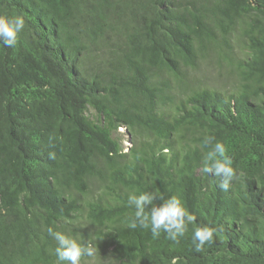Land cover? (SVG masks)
Instances as JSON below:
<instances>
[{"label": "trees", "instance_id": "16d2710c", "mask_svg": "<svg viewBox=\"0 0 264 264\" xmlns=\"http://www.w3.org/2000/svg\"><path fill=\"white\" fill-rule=\"evenodd\" d=\"M0 15L25 19L0 44V264H59L49 228L97 248L82 264H264V0H0ZM202 59L231 80H189ZM206 136L233 160L228 190L202 171ZM132 191L179 196L214 242L128 228Z\"/></svg>", "mask_w": 264, "mask_h": 264}, {"label": "clouds", "instance_id": "9594fccd", "mask_svg": "<svg viewBox=\"0 0 264 264\" xmlns=\"http://www.w3.org/2000/svg\"><path fill=\"white\" fill-rule=\"evenodd\" d=\"M24 28L23 16L0 15V44L7 48L15 47ZM203 146L208 150L203 158L202 171L216 178L221 190H228L231 182L238 178L228 148L213 136L204 137ZM156 201L161 203L157 204ZM127 205L134 209L133 214L125 218L127 227L149 230L154 240L163 234L167 240L179 243L189 231V225H192L191 240L198 253L214 242L218 231L207 225L195 226L196 216L185 207L179 196L164 198L159 192L132 191L128 194ZM48 233L56 243L54 255L59 264H82L85 258L95 259L98 251L95 246L79 242L63 231L49 228Z\"/></svg>", "mask_w": 264, "mask_h": 264}, {"label": "rangeland", "instance_id": "374dc122", "mask_svg": "<svg viewBox=\"0 0 264 264\" xmlns=\"http://www.w3.org/2000/svg\"><path fill=\"white\" fill-rule=\"evenodd\" d=\"M229 68L224 66L223 68L217 62H211L208 60H200L199 66L197 69H187L185 71L186 77L189 80L198 79L200 82L204 84L211 85L214 80L219 81V84H224L226 80H231V76L229 73ZM157 75L159 78L167 81H171L170 76L166 72H158ZM229 83V82H228ZM227 84V82H226ZM119 138L122 141V144L125 149H128L131 145L130 138H132L131 131L126 128H122L119 130Z\"/></svg>", "mask_w": 264, "mask_h": 264}]
</instances>
